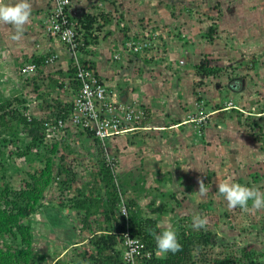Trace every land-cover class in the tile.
<instances>
[{
    "label": "rangeland",
    "instance_id": "374dc122",
    "mask_svg": "<svg viewBox=\"0 0 264 264\" xmlns=\"http://www.w3.org/2000/svg\"><path fill=\"white\" fill-rule=\"evenodd\" d=\"M33 1L31 46L20 45L30 36L29 23L19 39L12 38L13 26L0 24L3 96L12 89L8 80L13 79L21 54L44 48L42 27L47 12L38 15ZM117 1L121 7H129L128 0ZM131 5L141 14L133 19L121 17L126 32L119 24L114 29L101 28L96 35L98 45H92L98 56L105 51L102 45L110 41V54L117 39L108 38L117 34L121 39L125 33L137 40V35L146 33L138 41L148 44L145 56L137 55L128 63L122 59L114 65L115 70L127 73L123 76L127 87H123L129 90L125 96L118 98L116 93L112 99L140 106L144 118L138 125L148 129L127 133L126 151L110 153L117 161L113 174L126 195L136 198L147 215L158 219L162 229L175 225L178 218H187L193 226L194 217L206 218L207 224L201 229L214 235L206 250L210 261L239 257L244 248L261 253L264 261V209L252 208L251 202L246 209L229 208L222 196L215 195L218 178L228 177L264 192V177H260L264 172V0H134ZM103 6L97 5L94 13L100 14L97 10ZM210 27L215 29L211 39ZM54 49L56 53L63 50L61 45ZM65 60L59 59L48 71L53 74L59 66L65 69ZM200 61L217 71L206 77L198 75L194 67ZM63 74L62 70L59 75ZM173 125L177 127L170 128ZM137 132L143 136L135 137ZM84 142L89 145L92 141ZM88 153L87 164L95 168V155ZM15 162L17 166L23 164ZM249 166L256 168L250 170ZM14 178L18 182L20 176L15 174ZM201 180L209 189L204 196L199 193ZM51 192L52 197L56 195ZM171 195L178 199L177 206L167 201ZM161 205L166 206L167 214L159 210ZM66 213L60 221L47 216L44 225L40 215L33 219L38 230L34 232L35 236L38 232L34 247L44 254L48 251L43 264H53L52 257L61 250L62 242L69 243L74 237ZM74 234L78 237L77 232Z\"/></svg>",
    "mask_w": 264,
    "mask_h": 264
},
{
    "label": "trees",
    "instance_id": "16d2710c",
    "mask_svg": "<svg viewBox=\"0 0 264 264\" xmlns=\"http://www.w3.org/2000/svg\"><path fill=\"white\" fill-rule=\"evenodd\" d=\"M77 13L79 15L73 16V19L79 24L87 46L78 51L81 64L88 70L91 69L107 87L105 102H108V94L117 93L118 98L125 96L129 90L124 88L127 83L119 78L115 80L113 73L102 76L97 55L89 48L96 44L97 40L93 35L102 27L99 20H110L109 15L104 12L96 15L89 14L88 11ZM125 28L121 27L123 32H126ZM214 32L215 29L210 27V39ZM126 39L128 37L125 33L122 41ZM31 53V59L25 58L23 62L33 64L36 71L26 74L27 76L20 70L15 71V79L8 80V84L12 85L10 92L3 96L0 91V264H43L44 255L48 251L44 254L34 247L38 232L35 236L37 229L34 228L33 219L40 215L43 218L41 224L44 225L51 216L60 221L64 216L63 212H67L66 218L72 221L70 228L74 237L69 243L62 242L61 250L56 253L55 258L52 257L53 264H123L125 232L142 243L141 264H264L261 253L256 254L247 248L241 250L239 257L228 256L223 260L210 261L206 250L213 243L214 235L196 228L187 218H178L171 227L177 232L181 250L176 253L159 252L152 233L165 229L158 226L157 218L144 212L136 198L126 195L124 186L106 163L98 141L92 138L95 145L84 144V138H90L84 133L77 134L84 137L80 138L81 142L72 140L68 133L60 140L45 137L44 119L29 111L28 103L31 98H28V94L39 101V111L50 112L48 115L43 114L47 119H66L71 111L72 96L62 93L63 86L73 87L74 93L79 84L68 54L60 56L68 63L65 69L60 67L53 74H45L42 70L46 60L56 54L54 50L45 48ZM136 57L137 55L130 57L129 62H133ZM116 63L119 60L112 61L114 71ZM194 68L198 75L204 77L217 71L203 61ZM62 70L64 74L59 75ZM59 77L64 80L62 83ZM8 84L4 85L8 87ZM24 88L28 91L26 94H22ZM137 133L135 137L143 136ZM80 151L85 156L82 157ZM89 151L95 155L94 161L97 156L95 168L84 166L80 162L81 158L85 159L89 155ZM15 160H20L23 164L17 166ZM254 168L256 167L249 166L250 170ZM15 174L20 176L18 182L15 181ZM256 176L258 174L252 178L255 180ZM262 176L264 177V172L261 173L260 177ZM136 186L138 183H135ZM51 190L56 194L53 197ZM134 192L137 194L138 190L134 188ZM170 200L175 206L179 204L173 195L168 197L167 201ZM122 205L126 208V216L121 214ZM159 210L163 214L169 212L165 205H161ZM187 222L189 224L186 225ZM74 231L78 237H75ZM44 238L42 235V239Z\"/></svg>",
    "mask_w": 264,
    "mask_h": 264
},
{
    "label": "built area",
    "instance_id": "2783aa9c",
    "mask_svg": "<svg viewBox=\"0 0 264 264\" xmlns=\"http://www.w3.org/2000/svg\"><path fill=\"white\" fill-rule=\"evenodd\" d=\"M80 0H47V19L42 27L45 35L52 39L54 45H61L64 51L50 56L46 60L45 66L51 65L58 56L68 54L72 59V66L75 69L76 81L79 86L76 92L73 93V87L63 86L62 93L64 95L72 96L70 100L71 111L66 119H47L50 112L37 110L34 115L38 118H43V127L45 137L51 139H62L65 133L72 136V140L81 142L77 134H88L90 138L96 139L105 152V160L112 171L116 168V161L107 152V144L113 138L137 130V125L144 118V112L140 106L135 103H121L118 99L113 100L115 94H108V102L106 100V86L99 81L95 73L90 69L88 70L80 62L79 49L86 48L85 39L81 28L76 20L73 19L72 8ZM123 24L120 23V27ZM144 33L142 36H145ZM137 35L138 40L142 38ZM128 39L115 50L110 53L111 61H121L124 59L128 61L133 55L139 57L145 56L143 53L146 51L147 42L139 43L134 35L127 33ZM135 38V39H134ZM95 45L96 44H92ZM90 45L91 51L93 47ZM36 67L33 64H27L20 69V71L27 76L34 71ZM63 81H61L62 83ZM87 85V91L85 86ZM66 101V99H65ZM133 102H135L133 100ZM39 101L35 97L31 98L28 104L29 111L38 109ZM45 114V115H43ZM121 214L126 216V208L122 205ZM132 239V243H129ZM123 245L125 250L122 253L123 264H141V251L143 245L138 239L131 238L127 232L123 234ZM140 255V256H139ZM149 254H146L148 257Z\"/></svg>",
    "mask_w": 264,
    "mask_h": 264
},
{
    "label": "clouds",
    "instance_id": "9594fccd",
    "mask_svg": "<svg viewBox=\"0 0 264 264\" xmlns=\"http://www.w3.org/2000/svg\"><path fill=\"white\" fill-rule=\"evenodd\" d=\"M80 1L77 3H80ZM31 14H32V4H31L30 0H14V2H6V0H0V24L13 26V28L15 29V32H14L13 37H12L13 39H19L23 35L24 26L30 22ZM119 26H120V24H119ZM43 34L45 35V33H43ZM96 35H98L97 32H95L93 36L96 37ZM45 37H46L47 42H48V40H50L53 43V48H47V50L48 49L54 50V52H55V49H54L55 45H54L53 40L49 39L46 35H45ZM120 40H121L120 42H117L118 44L114 45L115 48L116 47L118 48L119 45H121L125 42V41H122V38ZM56 46L58 47V44ZM35 47L38 48L37 44ZM43 50L44 49H42L40 51H43ZM35 51H37V50H35ZM93 52H95V51H93ZM56 54H54V55H56ZM32 55H33V53H29L27 55L25 52L23 54H21V57L18 58L17 59L18 61L15 63L16 71L20 70L22 67L27 65L26 62H23V59L28 58L30 60ZM51 56H53V55H51ZM59 59H61L60 56H58V58H56L51 65L45 66V68L42 71L45 74L49 73L50 71H48V69L51 68L52 65L54 63H56ZM28 64H31V63H28ZM58 69H60V68H58ZM58 69L55 68V70H58ZM15 74H14V77H12L13 80L15 79ZM85 91H87V85L85 86ZM27 92L28 91H26L25 88L22 90V94L23 93L26 94ZM28 98H33V97H31V95L28 94ZM37 110L38 109H32V111L34 113ZM40 112H42V111H40ZM176 127H177V125L171 126L170 128H176ZM137 128H138L137 130H141L144 127L141 125V127L137 126ZM144 129H148V128L146 127ZM125 134H127V133H125ZM125 134H122V135H125ZM119 136H121V135H119ZM117 137L113 138V140L116 139ZM84 140H85V138H84ZM84 140H83V142H84ZM89 140L92 141V139H90V138H89ZM113 140H111L107 144V152L111 156H112V154H110V153L115 152V148L112 145ZM84 144H85V142H84ZM89 145H95V144L92 141ZM101 149H102V153H103L104 157L106 158L103 148H101ZM80 153L82 154V157L85 156L82 153V151H80ZM114 160H115V158H114ZM96 161H97V156H96ZM82 162H83V164L84 163L87 164V159L86 158L83 159ZM87 165H85V166H87ZM116 165H117V161H116ZM217 187H218V191L216 192L215 195L222 196L224 198V200L227 202V205L229 208L234 209V208L240 207L241 209H246L249 207V203L251 202L252 208L257 209V210L264 209V192H261L259 189H255V188L249 187L245 184L235 182L230 177L224 178V179L218 178ZM51 191H53V190H51ZM208 191H209V189L201 180L200 181V187H199V193L201 194V196H204ZM193 223H194V226L196 228H202L207 224V219L196 216L193 219ZM152 235L154 236L156 248L159 252L176 253V252L180 251L182 248V245L178 239L177 232L171 227H169V228H167L161 232H153ZM132 242H133L132 239H129V243H132Z\"/></svg>",
    "mask_w": 264,
    "mask_h": 264
},
{
    "label": "crops",
    "instance_id": "0c3cea01",
    "mask_svg": "<svg viewBox=\"0 0 264 264\" xmlns=\"http://www.w3.org/2000/svg\"><path fill=\"white\" fill-rule=\"evenodd\" d=\"M33 1V0H32ZM34 2V1H33ZM118 2V3H117ZM117 2H115V0H114V3L113 4H111L110 3V0H81L80 1V3H77V4H75L74 6H73V8H72V15L73 16H78L79 15V13H77V12H84L85 13V11H88V13H90V14H97V13H94V11H96V9H97V5H98V7H102V5H104L103 6V8L102 9H98L97 10V12H99V13H101V12H104V13H106V14H108L109 15V18H110V20L108 19V20H103V22H102V20L100 21L99 20V23L102 25V29H104V28H115L114 26H116V25H118V24H120V22H121V20H122V18H130V19H133L135 16H137V15H140L141 13H136L137 11L136 10H139V9H134V7L131 5L132 3H134V0H128V6L130 7V6H132L131 8H129V7H127V8H124V7H121V1H117ZM44 3V4H43ZM48 2H47V0H36V5H35V8H38L37 9V12H38V15H40V16H42V14H43V12H46V10H47V7H48ZM138 4V3H137ZM135 5V4H134ZM38 6V7H37ZM93 6H95V7H93ZM34 7V6H33ZM135 7H136V5H135ZM134 9V10H133ZM122 11L124 12V11H126L125 13H122ZM129 14V15H128ZM111 15V16H110ZM122 17V18H121ZM31 22V21H30ZM29 27V34H30V36H29V38L28 39H24L22 42H21V48H25L26 46H28V45H30L31 46V42L29 43V41H30V39L32 38V34H31V32H32V28H34L33 26H31V23H29V25H28ZM115 35H117V34H115ZM115 35H113V36H110L109 38H108V40H112V38H114L115 37V40L117 39V41H116V43L117 42H120V38L118 39V37L117 36H115ZM45 36V35H44ZM110 41H107V46H106V44H104V45H102V46H104V50L105 51H103V53L101 54V55H98L96 58H97V61H98V64L100 65V71L102 72V76H110L109 75V73H113V75H115V80L116 79H118L119 78V80L121 79V81H123V82H126V81H124V78H123V76H125V75H127V73H124V72H122V71H120V70H115L114 71V69H113V67H112V61L110 60V54L109 53H107V51H108V49L111 47V43H109ZM112 44L114 45L115 43L114 42H112ZM118 44V43H117ZM98 45V44H97ZM37 46L39 47V45L37 44ZM57 46L55 45V48H56ZM100 47V46H99ZM45 48H53V43H52V41H50V40H48V42H47V40L45 41V44H44V48L43 49H45ZM100 52V51H99ZM95 53V52H94ZM105 53H107V54H105ZM106 59V61L104 62V60ZM109 60V61H108ZM124 60V59H123ZM126 63H128L129 62V60L128 61H126V60H124ZM58 68H60V66L58 67ZM57 68V69H58ZM62 68V67H61ZM126 77V76H125ZM128 78V77H127ZM114 83H116V82H114ZM114 85V84H113ZM133 100H136V99H133ZM173 126H175V125H173ZM158 129V128H157ZM162 129V128H161ZM164 129V128H163ZM126 138H127V134H125V135H121V136H118L116 139H114L113 141H112V145H114V148H115V150L116 149H118V151L120 150V151H126ZM117 142V143H116ZM111 145V146H112ZM113 147V146H112Z\"/></svg>",
    "mask_w": 264,
    "mask_h": 264
},
{
    "label": "bare ground",
    "instance_id": "6f19581e",
    "mask_svg": "<svg viewBox=\"0 0 264 264\" xmlns=\"http://www.w3.org/2000/svg\"><path fill=\"white\" fill-rule=\"evenodd\" d=\"M157 129V128H156Z\"/></svg>",
    "mask_w": 264,
    "mask_h": 264
}]
</instances>
